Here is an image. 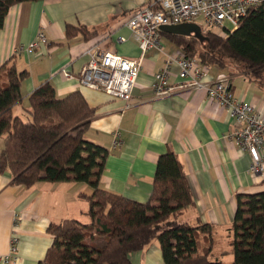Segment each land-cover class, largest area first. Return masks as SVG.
Masks as SVG:
<instances>
[{"label":"crops","instance_id":"0c3cea01","mask_svg":"<svg viewBox=\"0 0 264 264\" xmlns=\"http://www.w3.org/2000/svg\"><path fill=\"white\" fill-rule=\"evenodd\" d=\"M159 0H40L14 6L0 30V68L15 66L28 77L22 83L20 108L29 114L31 94L50 83L57 97L81 92L94 109L85 137L109 149L110 154L100 185L103 189L138 202H147L153 190L160 156L174 153L183 165L193 191L194 204L176 220L197 226H213L212 253L220 264H233L230 231L237 211L238 195L264 192V173L252 175V159L231 139L238 124L229 111L208 99L201 91L180 89L157 98L152 85L155 74L165 67L170 55H182L163 38V51L145 54L132 39L127 19L137 9L155 6ZM132 12V13H130ZM67 26L86 27V36L67 34ZM79 32V30H76ZM46 44L27 51L39 33ZM127 41L120 43L119 38ZM112 51L132 60H141L142 69L129 102L92 90L77 79L89 62L90 52ZM74 76L68 79L64 71ZM211 78L228 75L218 67L208 69ZM229 76V75H228ZM232 90L242 101L250 102L264 116V86L245 74L230 76ZM174 67L170 82L179 83ZM6 78L0 75V87ZM31 117V116H30ZM115 137L120 146L113 148ZM1 140V139H0ZM0 144V152L4 147ZM92 189L83 183L38 182L31 187L15 184L9 171L0 169V264H39L53 244L48 229L53 223L88 213L81 194ZM88 215V214H87ZM18 238L17 254L9 262L11 242ZM203 253L211 245L201 235ZM224 253L230 256L226 260ZM132 264H164L158 241L131 255Z\"/></svg>","mask_w":264,"mask_h":264},{"label":"trees","instance_id":"16d2710c","mask_svg":"<svg viewBox=\"0 0 264 264\" xmlns=\"http://www.w3.org/2000/svg\"><path fill=\"white\" fill-rule=\"evenodd\" d=\"M40 0H0V30L11 8ZM144 8V7H142ZM155 5L154 9L158 10ZM132 13V12H130ZM200 26V25H199ZM202 29V38L161 31L187 59L204 67H218L229 76L245 74L264 86V3L240 21L237 29L221 34ZM76 30H79L77 32ZM86 27L67 26V34ZM6 83L0 87V169L9 171L15 184L31 187L38 182L87 184L91 194L89 224L75 219L50 225L53 244L39 264H132L131 255L158 241L164 264H220L210 261L213 226L179 223L176 218L193 206V191L183 165L174 153L158 159L153 190L147 202H138L103 189L100 185L110 151L85 137L94 109L81 92L57 97L46 83L30 96L24 121L13 109L23 100L22 83L28 77L15 66L0 68ZM210 240L203 253L201 238ZM233 264H264V192L238 195L230 231Z\"/></svg>","mask_w":264,"mask_h":264},{"label":"built area","instance_id":"2783aa9c","mask_svg":"<svg viewBox=\"0 0 264 264\" xmlns=\"http://www.w3.org/2000/svg\"><path fill=\"white\" fill-rule=\"evenodd\" d=\"M264 0H159L155 6H146L135 10L127 19V26L131 30L132 39L145 54L155 49L163 51L161 28L186 23H196L202 20L207 30H218L221 34L234 31L240 21L252 10L258 8ZM227 24L232 29L227 28ZM127 40L119 38L123 43ZM46 44L43 32L27 47V51H34ZM89 62L83 67L77 77L81 85L92 89L102 90L107 94L129 102L134 87L142 69L141 60H132L112 51L90 52ZM174 67L178 68L179 83L170 82ZM208 67L201 66L195 59H187L184 55H170L165 67L155 74L152 85L157 98L170 96L177 90H194L204 92L208 99L217 103L221 108L229 111L238 126L230 135L231 139L251 159L250 173L262 175L264 173V116L257 112L253 104L239 100L231 85L230 76L222 75L213 79L208 74ZM64 75L74 79L66 70ZM119 137H115L113 148L119 147ZM18 238L11 242L10 254L5 258L11 261L17 254Z\"/></svg>","mask_w":264,"mask_h":264},{"label":"water","instance_id":"95a60500","mask_svg":"<svg viewBox=\"0 0 264 264\" xmlns=\"http://www.w3.org/2000/svg\"><path fill=\"white\" fill-rule=\"evenodd\" d=\"M161 31L168 34L182 36H191L192 34H195L196 37L202 38V29L197 23H186L176 26H164L161 28Z\"/></svg>","mask_w":264,"mask_h":264},{"label":"rangeland","instance_id":"374dc122","mask_svg":"<svg viewBox=\"0 0 264 264\" xmlns=\"http://www.w3.org/2000/svg\"><path fill=\"white\" fill-rule=\"evenodd\" d=\"M196 23H197L198 25L204 27V24H203V21H202V20H198ZM126 24H127V22H126ZM227 28H228L229 30H231V29H232V26L229 25V24H227ZM216 32H217V33H220V31H218V30H216ZM175 51H178V49H175ZM100 91H102V90H100ZM111 97H114V96H111ZM115 98H116V97H115ZM20 111H21L20 114H22V115H20V116H22V119H23L24 121H29V120L31 119V117H30L29 115H27V113L24 112V111L22 110V108H20ZM3 139H4V136L1 138V140H0V144H3ZM84 203H85L84 205L87 206V211H88V210H89V203H88L87 201H85ZM76 218H77L78 221H80V222L83 223V224H89V223H90V220H91L90 216L87 215V214L84 215V216L78 215ZM200 237H202V236H200ZM230 255H231V254H230ZM230 255H229L228 253H224L223 258L226 260L227 258H229ZM216 258H217V256L213 255L212 258H210V261L215 263V262H216V261H215Z\"/></svg>","mask_w":264,"mask_h":264}]
</instances>
